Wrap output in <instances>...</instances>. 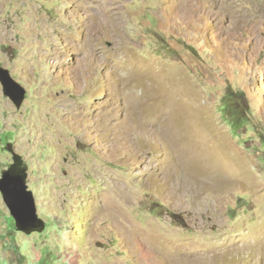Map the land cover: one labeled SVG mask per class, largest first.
Segmentation results:
<instances>
[{"label":"rangeland","instance_id":"obj_1","mask_svg":"<svg viewBox=\"0 0 264 264\" xmlns=\"http://www.w3.org/2000/svg\"><path fill=\"white\" fill-rule=\"evenodd\" d=\"M0 264H264V0H0Z\"/></svg>","mask_w":264,"mask_h":264},{"label":"water","instance_id":"obj_2","mask_svg":"<svg viewBox=\"0 0 264 264\" xmlns=\"http://www.w3.org/2000/svg\"><path fill=\"white\" fill-rule=\"evenodd\" d=\"M0 83L4 95L19 108L25 99L26 89L3 67H0ZM0 192L17 231L30 235L45 229L44 221L38 216L33 193L28 189L27 166L17 158H13V163L1 172Z\"/></svg>","mask_w":264,"mask_h":264},{"label":"flooded vegetation","instance_id":"obj_3","mask_svg":"<svg viewBox=\"0 0 264 264\" xmlns=\"http://www.w3.org/2000/svg\"><path fill=\"white\" fill-rule=\"evenodd\" d=\"M9 165H10V164H9ZM9 165H8V166H9Z\"/></svg>","mask_w":264,"mask_h":264},{"label":"clouds","instance_id":"obj_4","mask_svg":"<svg viewBox=\"0 0 264 264\" xmlns=\"http://www.w3.org/2000/svg\"><path fill=\"white\" fill-rule=\"evenodd\" d=\"M14 221V220H13Z\"/></svg>","mask_w":264,"mask_h":264}]
</instances>
